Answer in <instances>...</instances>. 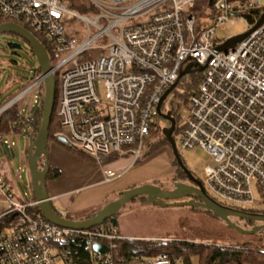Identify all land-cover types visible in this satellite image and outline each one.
Wrapping results in <instances>:
<instances>
[{"label":"built area","instance_id":"1","mask_svg":"<svg viewBox=\"0 0 264 264\" xmlns=\"http://www.w3.org/2000/svg\"><path fill=\"white\" fill-rule=\"evenodd\" d=\"M198 1L89 0L94 12L84 14L66 0H0L1 14L42 38L50 63L48 73L37 72L0 104V114L29 95L37 98L51 73L60 77L63 132L55 136L65 135L100 164L114 152L137 160L163 93L188 63L192 72L204 66L184 107L178 152L201 148L210 156L203 183L215 200L249 208L256 203L255 184L264 202V23L227 51L217 49L234 37H218L228 24H245L241 34L256 25L264 0H214L195 11ZM101 86L106 102L98 94ZM116 175L106 170L105 181ZM0 203L5 206L0 218L17 217L0 235V264H115L111 249L125 237L114 225L54 224L31 213L38 202L16 198L1 176ZM57 214L66 217L67 211ZM97 243L109 250L96 251ZM81 247L88 256L80 255ZM137 263L170 264V259L161 253Z\"/></svg>","mask_w":264,"mask_h":264},{"label":"rangeland","instance_id":"2","mask_svg":"<svg viewBox=\"0 0 264 264\" xmlns=\"http://www.w3.org/2000/svg\"><path fill=\"white\" fill-rule=\"evenodd\" d=\"M88 5L89 1L87 7ZM245 27V24L238 21L235 24H228L225 31L218 32V37L223 39L229 36H237L244 32ZM12 44L14 45L12 46ZM39 70H41L40 63L27 41L17 37L12 32L0 33V104L24 87ZM201 74L200 71L185 74L176 89L167 97L163 106L164 111H166L167 106L173 104L179 108V113L183 115L185 106L183 105L182 94L189 91L191 85L200 78ZM56 79L60 91V77L57 76ZM36 94L37 98L32 94L18 104L23 115L34 112L39 103L40 92ZM98 94L102 101L106 102L104 87H99ZM158 119L162 129L169 126V121L162 116ZM182 123L183 121L180 119L179 124ZM27 128L28 126L20 133L12 131L3 135L4 144H0V147L7 152V155L2 156V160L7 168L5 174L10 182L8 184L9 188L16 198L32 200L34 195L31 174L27 164V154L30 146V138L26 132ZM64 132H68V130L64 128ZM158 137H154L153 141H158ZM176 140L179 141V137H176ZM146 149V146H144L137 160L134 157L132 158L130 167L124 173L118 175L117 179L109 183L95 184L96 179L94 176L83 172L85 168L93 165L94 162L62 153L56 150V144L52 143L48 152V162L55 165L58 161L62 174L60 178L48 183L49 192L53 193L80 187V189L73 192L72 197H69V201H71L69 211L72 216L78 217L86 212L99 211L106 204L116 200L120 193L133 187L155 184L163 189H172L174 183L181 178L177 166L174 165L172 150L168 145L152 152H147ZM130 156L121 158H131ZM180 156L190 171L204 181V168L210 162V156L201 148L188 149ZM0 176L2 179L5 177L1 171ZM253 190L256 203L249 206V208L264 209V202H262L255 184H253ZM140 198L137 197L127 201L116 215L118 220L117 229H119L121 235L131 234L135 235L132 238L143 239H166L169 237L177 240L229 246L248 241L249 235L239 233L229 227L225 221L211 212L200 208L190 209L187 206L164 207L155 203H143ZM53 203L55 208L60 206L57 200H54ZM227 205L237 209L230 203ZM231 221L245 229H251L258 225H246L241 218L235 216L231 217ZM252 242L253 245H264V230ZM248 243L251 244V242Z\"/></svg>","mask_w":264,"mask_h":264},{"label":"water","instance_id":"3","mask_svg":"<svg viewBox=\"0 0 264 264\" xmlns=\"http://www.w3.org/2000/svg\"><path fill=\"white\" fill-rule=\"evenodd\" d=\"M264 23V11L257 21L256 25L244 34H240L227 39L223 44L219 45L217 49L219 51H227L229 48L234 47L238 42L245 39L251 32L260 27ZM12 32L21 36L28 44L37 56L40 63V68L43 73L50 71L49 54L46 47L38 40V38L30 32L28 29L13 21H7L0 24V33ZM204 66L200 67L202 71ZM192 72V63H188L184 69L179 73L178 80L172 84L160 98L157 104L156 111L164 119L168 120L170 125L163 129V133L171 145L173 155L179 165V167L185 172L187 177L191 179L197 185H191L184 182H175L174 189H163L161 186L155 184L142 185L133 187L127 191H124L120 196L106 204L97 213L86 220H72L66 217H62L54 210L51 202V197L47 188V173H48V145H49V129L51 118L53 114V107L55 101V79L54 76L49 73L45 78L44 85V106L43 116L41 120L40 128L34 137L30 136V146L27 154V164L31 174L32 192L38 202V207L42 214L54 224L62 227H71L77 229H87L98 225H101L107 220H110L112 224L117 227L118 220L116 215L120 208L129 200L136 199L137 197H146V202L155 203L164 207L167 206H187L190 208H202L211 211L214 215L225 221L229 227L235 229L239 233L254 235L264 230V224H258L251 229H245L238 224L231 221V217L235 216L241 219H246L254 222H264V213H253L241 209H235L228 205H225L214 198H212L205 189L202 181L196 179L190 169L186 166L182 160L180 153L177 149L176 139L174 138V132L176 129V119L171 115V112L162 111V105L169 94L176 88L179 79L185 74ZM58 138L64 142H68L65 135H59ZM44 157L43 167L40 168L39 160ZM197 195L200 200H180L175 202H167L164 200H177L184 197ZM94 249L99 252H107L109 248L103 243H97L94 245Z\"/></svg>","mask_w":264,"mask_h":264},{"label":"trees","instance_id":"4","mask_svg":"<svg viewBox=\"0 0 264 264\" xmlns=\"http://www.w3.org/2000/svg\"><path fill=\"white\" fill-rule=\"evenodd\" d=\"M69 6L81 13L91 14L94 12L93 8H88L87 3L89 0H66ZM214 0H199L197 5L193 10L198 11L200 7L206 3L209 5L212 4ZM247 1V0H241ZM261 8H256L253 10L255 14H259ZM204 17V14L201 15V19ZM213 18L214 15L212 14ZM9 21V19L0 13V24ZM204 22V21H203ZM22 25L25 26L24 23ZM15 34V33H14ZM17 37L23 39L18 34H15ZM40 42H43L42 38L39 35H36ZM24 40V39H23ZM14 44H12L13 46ZM41 71V70H39ZM202 75V74H201ZM181 77L179 79V83L181 82ZM201 78V76H200ZM200 78L191 85L188 92L182 94L183 95V105L187 106L190 102L191 96L194 94L195 90L198 88ZM55 101L53 107V114L50 123L49 129V142L52 140H57L62 143L70 150L76 152L79 156L85 157L88 159H94L91 155L86 152L80 150L69 144L68 142H64L55 136V133L63 132V128L60 122V116L58 114V103H59V88L57 84V79L55 77ZM176 86V87H177ZM176 89V88H175ZM174 89V90H175ZM173 90V91H174ZM167 99V98H166ZM166 101V100H165ZM165 101L162 105V111H164L163 106L165 105ZM43 106H44V88L40 91L39 103L36 106L33 113L23 115L20 111L18 104L11 106L4 112L0 114V144L3 145L4 141L2 140L3 135L8 134L12 131L17 133L22 132L23 128L28 126L27 136L30 138L31 135L36 136L43 116ZM166 111H170L171 115L176 119V129L174 132V138L179 137L183 130V123L180 125L179 120L182 121V115L179 113V108L175 105L167 106ZM165 112V111H164ZM160 115L157 111L154 112L150 124V132L148 137L144 141V146H146L147 152H152L162 146L168 145L171 149V145L167 140L166 136L163 133V129L159 125ZM170 125V123H169ZM161 132V133H160ZM159 133V134H158ZM158 137V141L154 142L153 138ZM49 146V145H48ZM143 146V149H144ZM143 151V150H142ZM130 154H121L118 152H114L103 159V163L112 162L117 160L123 156H128ZM0 154V158H1ZM95 160V159H94ZM44 157L39 160L40 168L43 167ZM174 165L177 166L179 170L180 177L185 176V172L179 167L175 157H174ZM0 171L4 173L1 169ZM60 175V170L56 167L48 165V173H47V181L57 178ZM179 177V178H180ZM178 178V179H179ZM177 179V178H176ZM177 179V180H178ZM3 181L8 185L7 181L3 179ZM121 194V193H120ZM119 194V195H120ZM22 201H35V196L32 200L20 199ZM140 200L145 203L146 197H141ZM195 209V208H190ZM240 209V208H238ZM248 212L253 213H264V209H258L255 207L241 209ZM57 211V210H56ZM30 212L37 215H42L38 206H34L30 209ZM211 212V211H208ZM212 213V212H211ZM95 213L86 214L85 218L89 219L93 217ZM213 214V213H212ZM216 216V215H215ZM67 218H71L69 214L66 216ZM14 221H17V217L15 215H8L0 218V235L3 231L10 228ZM101 225H113L110 220L105 221ZM262 232V231H260ZM254 235H249L248 241L244 243H235L233 246L229 245H219L217 243L207 244V243H198L194 241L188 240H180V239H143V238H123L116 240V247L111 249V254L114 259L115 264H123L130 262H137V258H147L153 259L157 257L161 253H165L169 256L170 264H264V245H253L255 237L259 235V233ZM248 242H251L248 243ZM77 247V245H76ZM80 255L83 257L88 256L87 247L80 248Z\"/></svg>","mask_w":264,"mask_h":264},{"label":"crops","instance_id":"5","mask_svg":"<svg viewBox=\"0 0 264 264\" xmlns=\"http://www.w3.org/2000/svg\"><path fill=\"white\" fill-rule=\"evenodd\" d=\"M24 129L25 128H23V130ZM27 130H28V128L26 129V132H27ZM52 143L56 144V150H59L62 153L64 152L66 154H70V155L78 157L80 159H85V160L94 162L96 165L93 163V165H90L87 168L84 167L85 170H83V172H84V174H89L90 173L91 176H94V178L96 179V182H94L95 184L109 183V182H112L115 179H117L118 175H121L122 173H124L130 167L131 160L133 158L132 156H130L131 158H119V159L114 160L112 162H107V163L100 164L94 159H88V158L79 156L76 152L70 150L68 147H66L62 143L58 142L57 140H52V141L49 142L48 152H49V149H50V146H51ZM0 154H1V156L7 155V152L5 150H2L1 147H0ZM48 165H51L53 167L58 168L60 170V175L57 178H54L52 180L47 181V188H48V183H50L53 180H56V179L60 178V176L62 174L61 167H60V164H59L58 161L55 163V165H52V164H50V162H48ZM0 169L4 172L3 174L5 175V177H4L5 181H7V183H10L7 180V178H6L5 172L7 171V168L5 167V162L2 160V157L0 158ZM109 169L115 171L117 173V175H116V177L114 179H112L110 181H105V171L109 170ZM78 189H80V187L71 188V189H68V190H63V191H58V192H53V193H50L49 189H48V192H49V195L51 197L52 206H53L55 211L56 210L58 211L59 209H63V210H66L67 214H69L71 216V218H69V219H72V220H86V218H85L86 214L95 213V212L97 213L98 210L97 211H90V212L83 213V214H81L78 217L72 216L70 211H69L70 202H71V201H69V197H72L73 192L77 191ZM54 200L59 201L60 206L58 208L54 207V203H53ZM4 209H5L4 204L0 203V212H2ZM118 232H119V229H118ZM122 236H124L125 238L126 237L127 238L135 237V235H131V234H126V235H122ZM138 236H141V235H138Z\"/></svg>","mask_w":264,"mask_h":264},{"label":"flooded vegetation","instance_id":"6","mask_svg":"<svg viewBox=\"0 0 264 264\" xmlns=\"http://www.w3.org/2000/svg\"><path fill=\"white\" fill-rule=\"evenodd\" d=\"M165 112H167V111H165ZM193 175L196 177V179L202 181V183H203V179H201L200 177H198L195 173H193ZM176 182H184V183H187V184L196 185L195 182H193L191 179H189L187 177L186 174H185V176L182 175V177L179 179V181H176ZM172 189H174V187ZM190 199H194L196 201L200 200V198L197 195L193 194L192 196L184 197L182 199H177V200H164V201H167V202H175V201L190 200ZM200 209H202V208H200ZM203 210L208 211L206 209H203ZM242 220L245 222L246 225L252 224V226H254L255 224H264V222H254V221H250V220H246V219H242Z\"/></svg>","mask_w":264,"mask_h":264}]
</instances>
